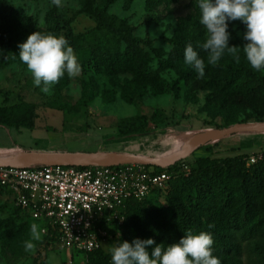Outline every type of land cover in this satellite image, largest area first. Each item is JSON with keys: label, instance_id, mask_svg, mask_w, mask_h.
Instances as JSON below:
<instances>
[{"label": "trees", "instance_id": "obj_1", "mask_svg": "<svg viewBox=\"0 0 264 264\" xmlns=\"http://www.w3.org/2000/svg\"><path fill=\"white\" fill-rule=\"evenodd\" d=\"M116 1L119 0H107V6L100 8L96 0H85L80 10L96 23L83 33L71 32L67 37L82 71L109 78L131 77L138 97L146 89L152 95L180 93L183 89L191 93L204 91L208 106L231 104L254 109L259 119L264 120V72L250 67L232 35L229 43L238 47L239 62L225 52L216 65L207 64L208 53L196 47L207 39L199 23L197 1L192 4L195 12L184 18L180 32L168 40L172 44L170 52L166 55L162 48L155 49L157 62L128 19L109 13L108 5ZM123 1L126 9L133 2ZM63 21L56 7L45 14L41 23L37 16L24 14L8 0H0V72L20 59L19 44L30 34L39 31L60 35ZM189 43L205 59L206 74L202 79L184 63V51ZM168 70L174 71L177 78L166 79L164 73ZM128 102L133 103L130 99ZM37 117V107L33 103L0 104V126L34 130ZM166 120L163 111L151 116L139 113L119 120L117 129L123 135L144 133L152 121L160 124ZM250 157L246 153L200 156L194 161L181 160L166 168L156 166L158 171L170 174L167 192L162 196L154 190L144 199L129 198L123 209L124 222L110 228L112 239L121 244L135 238H153L156 244L149 247L151 251L156 245L166 249L169 244L179 242L189 230L194 234L208 232L214 240L213 255L221 264H243L240 251L244 241L254 243L251 264H264V150L255 155L254 162ZM0 199L9 202L20 214L29 216L1 186ZM13 223L10 220L7 225ZM38 226L40 229V224ZM10 231L8 229L7 233ZM42 236L46 244L57 243L55 233ZM85 257L86 264H111V253L102 246L85 252Z\"/></svg>", "mask_w": 264, "mask_h": 264}, {"label": "rangeland", "instance_id": "obj_2", "mask_svg": "<svg viewBox=\"0 0 264 264\" xmlns=\"http://www.w3.org/2000/svg\"><path fill=\"white\" fill-rule=\"evenodd\" d=\"M196 1L133 0L130 8L126 9L124 1L119 0L109 4L108 11L128 19L130 25L136 28V35L143 46L156 56L157 62L155 49L162 48L166 55L170 52L172 44L168 40L180 32L184 18L195 12L192 4ZM8 2L24 14L37 16L41 23L45 14L56 7L51 0ZM62 4L59 9L56 7L65 20L60 35L67 38L71 32L83 33L96 25L93 19L80 12L85 0H62ZM96 5L100 8L107 6V0H96ZM229 24L230 33L242 50L247 43L244 40L246 26L240 20L229 21ZM164 77L174 80L177 75L168 70ZM140 94L141 97H138L131 77L109 78L84 71L75 78L65 74L50 93L45 94L34 86L31 73L19 59L0 72V104L21 101L35 104L38 113L36 128L16 130L0 126V153L38 150L108 155L128 152L160 157L184 138L193 142L201 132L241 122H264L254 109L231 104L206 105L207 92L204 91L191 93L183 89L180 93L152 95L146 89ZM129 99L133 103L128 102ZM156 111L167 115L166 122L158 124L152 121L149 130L144 133H119L117 123L122 118L139 113L151 116ZM263 150L264 130L241 132L201 146L185 160L239 153L255 156ZM10 220L14 223L7 225ZM0 222H3L0 224V264H86L84 252L63 248L58 243L46 244L42 233L39 240H32L31 225L38 226L41 222L25 213L20 214L2 199ZM8 229L11 230L9 233ZM26 241L33 243V250H25ZM117 245L114 238L102 243V247L110 253ZM253 245L251 241L242 243L240 254L243 264H251Z\"/></svg>", "mask_w": 264, "mask_h": 264}, {"label": "built area", "instance_id": "obj_3", "mask_svg": "<svg viewBox=\"0 0 264 264\" xmlns=\"http://www.w3.org/2000/svg\"><path fill=\"white\" fill-rule=\"evenodd\" d=\"M169 180L167 171L142 163L0 166V186L41 222V233H55L61 247L84 253L113 237L110 228L124 222L129 198L144 199L154 190L163 196Z\"/></svg>", "mask_w": 264, "mask_h": 264}, {"label": "clouds", "instance_id": "obj_4", "mask_svg": "<svg viewBox=\"0 0 264 264\" xmlns=\"http://www.w3.org/2000/svg\"><path fill=\"white\" fill-rule=\"evenodd\" d=\"M58 9L63 7L62 0H51ZM200 10L199 23L207 33L206 42L196 47L208 53L207 64L216 65L225 52L240 60L237 46L230 45L229 21L240 20L245 26L242 50L250 67L264 72V0H197ZM19 58L33 78L34 86L48 94L54 85L67 74L75 78L82 72V65L73 47L63 35L41 33L30 34L19 44ZM184 63L190 66L198 78L206 74L205 59L189 43L184 51ZM32 240H39L41 232L36 224L31 225ZM153 238L123 241L112 248L111 264H221L213 255L214 240L210 233L192 231L177 243L169 244L166 249L155 245ZM30 241L25 242V250H33Z\"/></svg>", "mask_w": 264, "mask_h": 264}, {"label": "water", "instance_id": "obj_5", "mask_svg": "<svg viewBox=\"0 0 264 264\" xmlns=\"http://www.w3.org/2000/svg\"><path fill=\"white\" fill-rule=\"evenodd\" d=\"M264 128V122L248 123L241 122L233 125L216 128L197 134L193 139L190 148L183 152L168 158L161 159L152 155L116 152L108 155H97L85 151H38V150H22L13 154L7 160H0V166H16V165H33V164H50V165H74V166H90L104 165L113 166L124 163H142L146 165H154L161 168L171 166L178 161L185 160L193 154L201 146L207 145L213 141H217L233 134Z\"/></svg>", "mask_w": 264, "mask_h": 264}, {"label": "bare ground", "instance_id": "obj_6", "mask_svg": "<svg viewBox=\"0 0 264 264\" xmlns=\"http://www.w3.org/2000/svg\"><path fill=\"white\" fill-rule=\"evenodd\" d=\"M263 130H264V128L257 129V130H251V131H244V132H256V131H263ZM192 144H193V142H190V140H188L187 138H184L183 140H181L178 143V145L175 148H173L172 150H170L165 155L160 156L159 158H161V159L171 158V157H173V156H175V155L183 152L184 150L190 148L192 146ZM15 153H17V152H15ZM15 153H0V160H7L11 156H13V154H15Z\"/></svg>", "mask_w": 264, "mask_h": 264}, {"label": "crops", "instance_id": "obj_7", "mask_svg": "<svg viewBox=\"0 0 264 264\" xmlns=\"http://www.w3.org/2000/svg\"><path fill=\"white\" fill-rule=\"evenodd\" d=\"M85 263H86V259H85Z\"/></svg>", "mask_w": 264, "mask_h": 264}]
</instances>
